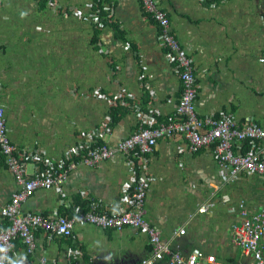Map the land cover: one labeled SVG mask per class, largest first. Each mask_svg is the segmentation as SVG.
<instances>
[{"label": "crops", "instance_id": "crops-1", "mask_svg": "<svg viewBox=\"0 0 264 264\" xmlns=\"http://www.w3.org/2000/svg\"><path fill=\"white\" fill-rule=\"evenodd\" d=\"M155 1L192 57L198 115L228 111L241 124L264 125V0ZM100 3L0 0V103L16 148L39 150L54 162L81 143L117 150L139 124L126 102L152 109L162 121L174 119L182 83L158 25L139 0H116L114 18L99 27L88 15ZM185 149L181 136L160 139L146 166L116 151L95 167L78 166L59 188L35 190L21 212L70 216L94 205L99 211L125 206L123 188L144 177L146 219L174 250L203 252V264H254L253 255L232 242V227L242 220L241 204L249 213L264 207V177L230 179L210 148ZM28 171L34 173L35 164L29 162ZM18 190L2 159L0 210ZM183 228L185 234L175 236ZM151 256L148 234L140 229L76 225L70 237L50 239L37 231L33 254L15 239L9 264H142Z\"/></svg>", "mask_w": 264, "mask_h": 264}, {"label": "built area", "instance_id": "built-area-1", "mask_svg": "<svg viewBox=\"0 0 264 264\" xmlns=\"http://www.w3.org/2000/svg\"><path fill=\"white\" fill-rule=\"evenodd\" d=\"M99 1L102 2L101 6L89 13L88 17L97 26L102 27L105 20L114 18L116 0ZM139 1L144 11L158 25L166 57L175 65L182 83V93L174 119L162 121L152 109L146 110L140 103L126 102L125 105H129L138 115L139 124L134 133L119 143L117 150L106 144L81 143L66 159L54 162L39 150L19 149L13 145L8 136L4 107L0 103V161L4 159L19 185V190L12 194L10 201L0 210V218L10 223L6 228L0 229V264H9L15 239H20L26 252L33 254L36 249L37 231L46 233L50 239L54 236L70 237L76 225L118 230L133 227L146 232L152 246V256L142 264H155L165 258L169 264H203V252L183 255L178 249L174 250L170 243L165 242L161 232L148 223L145 209L148 181L144 177L136 178L130 186L123 188L126 195L125 206L99 211L98 205H94L88 211H77L70 216L58 212L51 216L21 212L22 202L35 190L59 188L70 172L78 166L95 167L112 157L116 151L128 156L133 155L146 166L148 156L160 139L181 136L186 142L185 150L190 153L210 148L221 173H228L230 179L240 173H256L264 177V125L249 120L241 124L234 114L228 111L218 115H198L196 99L199 85L192 57L172 32L168 13L161 9L155 0ZM50 4L57 9L56 4ZM108 101L117 106V99L108 98ZM123 103L121 100L120 104ZM29 162L35 164V172L32 174L28 171ZM199 212H206V208L201 207ZM240 214L241 222L232 227V242L243 251L251 253L254 264H264V207L260 211L249 213L241 204ZM185 232L184 228L180 229L175 236L184 235ZM40 264L47 262L42 259ZM211 264L221 263L211 259Z\"/></svg>", "mask_w": 264, "mask_h": 264}, {"label": "trees", "instance_id": "trees-1", "mask_svg": "<svg viewBox=\"0 0 264 264\" xmlns=\"http://www.w3.org/2000/svg\"><path fill=\"white\" fill-rule=\"evenodd\" d=\"M99 6H101V3H100ZM103 21H104V20H103ZM104 22H105V21H104ZM118 113H119V110L115 107V109H114V117H116ZM98 144H102V143H101V142H98ZM63 215H67V214L63 213ZM8 225H10V223L8 222V220L3 219V220H2V227H1L0 229H4V228H6Z\"/></svg>", "mask_w": 264, "mask_h": 264}]
</instances>
